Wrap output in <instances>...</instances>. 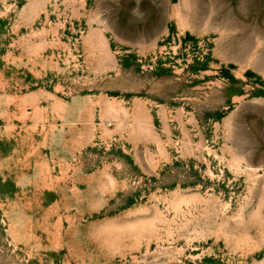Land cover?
<instances>
[{
    "label": "rangeland",
    "instance_id": "rangeland-1",
    "mask_svg": "<svg viewBox=\"0 0 264 264\" xmlns=\"http://www.w3.org/2000/svg\"><path fill=\"white\" fill-rule=\"evenodd\" d=\"M0 264H264V0H0Z\"/></svg>",
    "mask_w": 264,
    "mask_h": 264
}]
</instances>
